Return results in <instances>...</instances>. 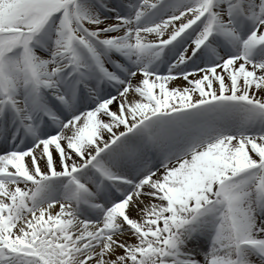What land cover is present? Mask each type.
I'll list each match as a JSON object with an SVG mask.
<instances>
[{"label":"snow or ice","instance_id":"6c2138e0","mask_svg":"<svg viewBox=\"0 0 264 264\" xmlns=\"http://www.w3.org/2000/svg\"><path fill=\"white\" fill-rule=\"evenodd\" d=\"M0 264H264V0H0Z\"/></svg>","mask_w":264,"mask_h":264}]
</instances>
